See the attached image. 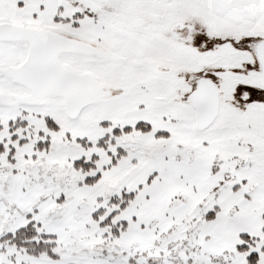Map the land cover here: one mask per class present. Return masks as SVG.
I'll list each match as a JSON object with an SVG mask.
<instances>
[{
  "label": "snow or ice",
  "instance_id": "1",
  "mask_svg": "<svg viewBox=\"0 0 264 264\" xmlns=\"http://www.w3.org/2000/svg\"><path fill=\"white\" fill-rule=\"evenodd\" d=\"M0 264H264V0H0Z\"/></svg>",
  "mask_w": 264,
  "mask_h": 264
}]
</instances>
